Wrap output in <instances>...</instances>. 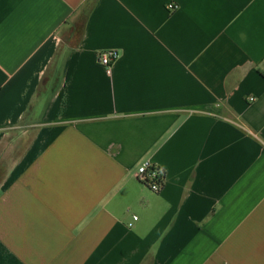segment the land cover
<instances>
[{"label": "crops", "instance_id": "0c3cea01", "mask_svg": "<svg viewBox=\"0 0 264 264\" xmlns=\"http://www.w3.org/2000/svg\"><path fill=\"white\" fill-rule=\"evenodd\" d=\"M0 264H264V0H0Z\"/></svg>", "mask_w": 264, "mask_h": 264}, {"label": "built area", "instance_id": "2783aa9c", "mask_svg": "<svg viewBox=\"0 0 264 264\" xmlns=\"http://www.w3.org/2000/svg\"><path fill=\"white\" fill-rule=\"evenodd\" d=\"M168 9L174 10L175 6L168 5ZM118 59V53L115 50H105L98 54V62L104 68L107 75L110 74L112 64ZM254 101V98H249ZM136 180L146 186L151 192L158 193L162 187V178L160 172L152 167L148 162L142 164L134 174ZM135 219V218H134Z\"/></svg>", "mask_w": 264, "mask_h": 264}]
</instances>
